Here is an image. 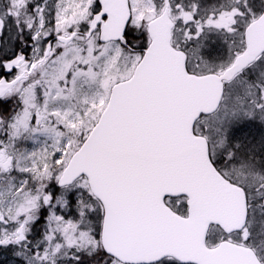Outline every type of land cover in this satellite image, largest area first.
Wrapping results in <instances>:
<instances>
[{"label": "snow or ice", "instance_id": "snow-or-ice-1", "mask_svg": "<svg viewBox=\"0 0 264 264\" xmlns=\"http://www.w3.org/2000/svg\"><path fill=\"white\" fill-rule=\"evenodd\" d=\"M0 264H264V0H0Z\"/></svg>", "mask_w": 264, "mask_h": 264}]
</instances>
